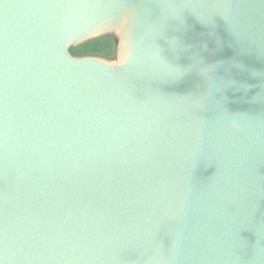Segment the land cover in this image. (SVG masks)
I'll return each mask as SVG.
<instances>
[{
    "label": "water",
    "instance_id": "obj_1",
    "mask_svg": "<svg viewBox=\"0 0 264 264\" xmlns=\"http://www.w3.org/2000/svg\"><path fill=\"white\" fill-rule=\"evenodd\" d=\"M0 264H264V0H0Z\"/></svg>",
    "mask_w": 264,
    "mask_h": 264
}]
</instances>
